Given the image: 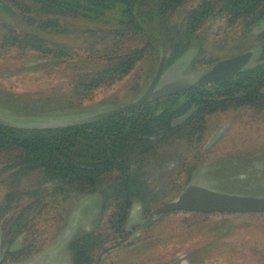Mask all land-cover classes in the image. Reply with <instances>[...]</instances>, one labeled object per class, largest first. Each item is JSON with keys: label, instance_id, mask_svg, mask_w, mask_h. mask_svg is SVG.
Returning <instances> with one entry per match:
<instances>
[{"label": "trees", "instance_id": "1", "mask_svg": "<svg viewBox=\"0 0 264 264\" xmlns=\"http://www.w3.org/2000/svg\"><path fill=\"white\" fill-rule=\"evenodd\" d=\"M0 11L14 14L24 25L18 29L0 22V58L11 54L14 58L0 63V76L37 71L39 78L57 82L46 96L36 99H25L0 85V107L16 115L49 104L50 96L54 109L79 108L96 91L122 81L139 64H144L147 73L153 72L160 56L164 71L184 57H189L191 68L210 67L229 46L245 40L246 49L257 47L253 62L239 74L147 100L98 122L46 130L0 125V183L8 189L0 201V221L12 214L0 225V232L8 242L10 234L31 221L28 217L33 211L40 214L45 207L40 197L45 196L46 183L52 184V196L73 193L84 197L99 192L102 201L93 228L68 244L71 264H95L99 255L110 254L117 241L132 233L123 224L135 203L147 214L174 200L185 188L173 179L166 187L170 197H148L150 156L178 142L186 151L200 146L207 117L213 114L243 111L252 119H264V27L252 34L264 19V0H0ZM75 31L80 34L77 44L54 38ZM18 57H31L34 63L29 69H14ZM191 108L196 110L185 122L172 126ZM194 168L190 166L187 181ZM29 175L36 176L35 189L21 192L18 183ZM21 196L34 200L12 212ZM239 216L264 217V212L175 211L159 220L177 217L179 226L193 228L214 218L232 222ZM151 228L125 245L145 240ZM236 247L264 264V242H242ZM33 252L37 254L28 243L21 254ZM4 257L1 264H8L16 261L17 253L6 250Z\"/></svg>", "mask_w": 264, "mask_h": 264}, {"label": "rangeland", "instance_id": "2", "mask_svg": "<svg viewBox=\"0 0 264 264\" xmlns=\"http://www.w3.org/2000/svg\"><path fill=\"white\" fill-rule=\"evenodd\" d=\"M0 22L15 25L18 29L24 28L18 17L11 13L3 14L0 11ZM83 24L80 23L81 26ZM263 25L264 19L253 27L252 34L258 32L264 27ZM54 38L77 44L80 41V34L75 31ZM244 41L223 50L222 58L244 51L247 47V41ZM248 49L257 52V47ZM12 56L13 54L0 58V63L13 62ZM18 58L16 64L11 63L16 67H13L14 69L21 67L29 69L34 63L31 57ZM180 62L181 70L179 69L177 76L193 72L203 73L209 69L208 66L191 68L189 57L182 58ZM156 68L157 66H154L153 72L147 73L144 64H139L122 81L109 89L96 91L91 99L85 101L79 108L54 109L50 107L55 105L50 96L49 104L37 105L33 107V111L20 112L19 115L0 107V116L9 119L23 117L46 119L54 116L63 118L114 109L135 100L149 84ZM40 73L30 71L10 78L0 76V85L9 92L24 95L25 99L41 98L46 96L57 82L49 81L44 76L39 78ZM148 160V197L157 199L163 196L170 197L166 187L173 179H176L177 184L185 187L188 182L217 193L264 197V119H252L243 111L210 115L207 117L205 138L200 146L186 151L178 142L165 147L150 156ZM191 165L195 168L187 181ZM5 175L6 173L2 177ZM35 177L29 175L23 178L18 183V189L24 193L34 190ZM43 188L49 190V197L43 196L41 200V206L45 207L40 214H37L38 211L30 214L28 220L31 221L22 227L25 233L21 236L24 243L26 245L29 243L31 250L37 252V254L33 252L35 256L47 253L45 264H71L68 244L93 228L99 216L102 196L99 192L84 197L73 193L52 196V184H47ZM7 191L6 186L0 183V201ZM33 200L34 198L21 196L20 202L12 204V212H18L22 206ZM11 215L8 214L6 219ZM147 215L148 213L143 211V206L135 203L123 224L124 229L131 230L133 227H138ZM2 219L3 217L1 221ZM178 220L177 217H164L156 221L145 240L133 243L132 248H127L126 245L117 249L115 259L112 256L113 260L107 258L110 260H105L102 264L117 262L144 264L143 260L146 258L148 261L145 264H258L247 250L241 248L238 250L236 246L242 242L248 244L264 242V217L239 216L232 222L227 221L226 218H214L205 225L193 228L179 226Z\"/></svg>", "mask_w": 264, "mask_h": 264}, {"label": "water", "instance_id": "3", "mask_svg": "<svg viewBox=\"0 0 264 264\" xmlns=\"http://www.w3.org/2000/svg\"><path fill=\"white\" fill-rule=\"evenodd\" d=\"M254 49H247L239 54L220 58L203 73L193 72L177 76L181 70L182 59L177 60L167 70H163V56H160L156 71L145 90L132 102L107 111L69 116L63 118L46 119H9L0 116V125L13 129L46 130L86 125L109 117H114L122 112L141 106L147 100H158L167 96L175 95L195 87L209 85L210 83L241 73L250 66L255 58ZM183 102V99H181ZM195 108L189 109L184 115L172 122V126H178L185 122L194 112ZM175 211L194 213H228L246 214L263 213L264 197L235 196L217 193L197 185L188 184L180 194L172 201L163 204L150 211L148 218L142 223V227L149 225L154 217H158ZM119 243H117L118 245ZM46 254L21 264H45Z\"/></svg>", "mask_w": 264, "mask_h": 264}, {"label": "flooded vegetation", "instance_id": "4", "mask_svg": "<svg viewBox=\"0 0 264 264\" xmlns=\"http://www.w3.org/2000/svg\"><path fill=\"white\" fill-rule=\"evenodd\" d=\"M2 183H4V182H2ZM47 184H49V183H46L45 185H47ZM45 185H44V187H45ZM45 196L49 197V190H47V189H46V192H45ZM42 198H43V195L40 197V200H42ZM148 215H149V213H148ZM148 215L144 219V221L148 218ZM161 216L154 217L153 221L149 225L144 227V228L141 226L142 223H143L142 222V223H140L138 225V227H137V229L135 231H132L133 228L131 230H128V231H131L132 233L128 237H126L125 239H121V240L117 241V243H119V244L117 245V243H116V244H114L112 246V250H111L110 254H108V255L105 254L103 256L99 255L98 259H97V262L95 264H102L105 260H110V259L113 260V259H115V257L117 256V253H116L117 249L122 248L123 246H126L125 243H127V244L131 243L135 237H139L141 235V231L142 230H147V228H149L152 225H154L156 223V221L159 220V217H161ZM6 218H7V216L3 217L0 225L3 224V222H4V220ZM24 233H25V231H23L21 228L19 230H15L13 232V234H10L9 238L11 239V241L8 242V239L4 236V234L2 232H0V252H1L0 264L2 263V261H5L4 260L5 259L4 254H5L6 250L9 253H15V254L17 253V258H15L16 261L11 262L13 264H21V263L26 262V261H28V260H30V259L35 257V255L33 256V255L25 254V253L21 254L22 249L24 248V244H25L24 243V239L22 238L21 235L24 234ZM132 246H134V244L127 245L126 247L127 248H132ZM114 253H116V254H114ZM112 256H114L113 259H112ZM107 258H110V259H107ZM46 259H47V253H46ZM46 259H45V261H46ZM146 261H148V258L144 259L143 263L145 264ZM115 264H119V263L117 262Z\"/></svg>", "mask_w": 264, "mask_h": 264}]
</instances>
